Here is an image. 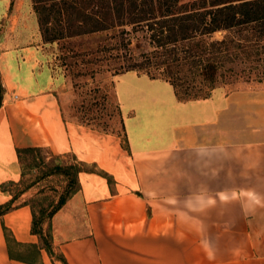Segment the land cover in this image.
Wrapping results in <instances>:
<instances>
[{
  "label": "crops",
  "instance_id": "obj_1",
  "mask_svg": "<svg viewBox=\"0 0 264 264\" xmlns=\"http://www.w3.org/2000/svg\"><path fill=\"white\" fill-rule=\"evenodd\" d=\"M14 43L1 28L0 204L22 176L17 147L69 153L76 187L47 219L65 264H264V90L181 100L168 81L125 70L119 129L106 131L65 118L44 55ZM30 221L28 202L0 213V264H61Z\"/></svg>",
  "mask_w": 264,
  "mask_h": 264
},
{
  "label": "trees",
  "instance_id": "obj_2",
  "mask_svg": "<svg viewBox=\"0 0 264 264\" xmlns=\"http://www.w3.org/2000/svg\"><path fill=\"white\" fill-rule=\"evenodd\" d=\"M31 6L45 41L104 33L105 39L112 40L109 51L123 50L113 73L133 70L160 77L172 85L178 98L204 97L199 91L213 88L228 63H249L250 53L242 47L264 49V0H31ZM218 30L223 32L221 37L215 36ZM233 66L225 69L233 71ZM39 149H15L21 169V153ZM53 164L61 169L59 163ZM81 167L74 165L73 182ZM19 192L0 204V213L17 202H27L14 201ZM69 193L62 194L46 212L36 213L29 204L30 231L61 264H65L61 255L51 247L47 219ZM3 233L10 241L9 232L3 228Z\"/></svg>",
  "mask_w": 264,
  "mask_h": 264
},
{
  "label": "rangeland",
  "instance_id": "obj_3",
  "mask_svg": "<svg viewBox=\"0 0 264 264\" xmlns=\"http://www.w3.org/2000/svg\"><path fill=\"white\" fill-rule=\"evenodd\" d=\"M9 3L6 26H0V30L4 27L6 38L14 39V44L17 46L34 47L44 55L51 75L55 76L54 86L59 94L63 116L97 129L118 130L119 112L115 90L119 93V87L127 84L130 81L128 79L133 75L129 71L113 73L120 62L117 56H121L123 50L109 51L107 46L112 40L105 39L104 33L45 41L40 33L31 0H10ZM8 13L14 14L12 19L8 17ZM51 24L48 26L49 32L52 30ZM222 34L221 30L215 32L216 37H221ZM241 49L250 53L249 63H228L221 69L214 87L209 90L205 86L199 94L206 96L217 88L222 92L240 89L264 90V49L259 45ZM137 50L138 48L135 49ZM239 54L243 55L242 52ZM8 55L7 61L10 63L14 58L10 53ZM18 60V67L13 63L11 65L13 76L17 78L18 73L25 74L22 79L25 82L28 72L27 62L30 60L22 61L20 58ZM228 66H233V71L225 69ZM139 73L147 75L144 72ZM179 99L191 98L182 95ZM21 160L23 174L19 181L12 185L13 191H20L14 201L29 202L36 213L39 210L48 211L62 194H67L76 187L71 176L74 172L73 167L77 163L69 153L58 156L45 149H39L21 153ZM53 163H59L61 169H55Z\"/></svg>",
  "mask_w": 264,
  "mask_h": 264
}]
</instances>
